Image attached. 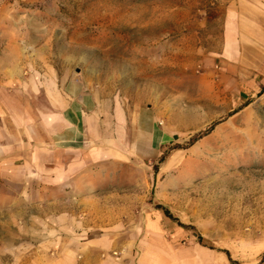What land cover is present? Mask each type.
Listing matches in <instances>:
<instances>
[{
	"label": "rangeland",
	"instance_id": "374dc122",
	"mask_svg": "<svg viewBox=\"0 0 264 264\" xmlns=\"http://www.w3.org/2000/svg\"><path fill=\"white\" fill-rule=\"evenodd\" d=\"M213 2L0 0V102L7 105L0 146L20 152L37 144L38 107L23 106L21 90L37 77L56 86L78 79L124 102L137 132L119 149L124 168L94 187L90 208L105 217L91 222L125 230L114 234L120 242L148 237L180 248L200 237V245L251 264L264 259V91L251 98L244 74L230 76L221 59L200 57V39L212 46L218 29L222 10ZM30 166L0 169V256L10 254L9 241L37 234L26 228L31 218L12 217L43 208ZM134 226L155 234L132 233Z\"/></svg>",
	"mask_w": 264,
	"mask_h": 264
},
{
	"label": "crops",
	"instance_id": "0c3cea01",
	"mask_svg": "<svg viewBox=\"0 0 264 264\" xmlns=\"http://www.w3.org/2000/svg\"><path fill=\"white\" fill-rule=\"evenodd\" d=\"M213 6L214 11L222 10L213 21L218 29L212 31V46L206 47L200 39V57L221 59L220 68L230 76L244 74L251 83L252 98L264 91V0H214ZM204 33L201 29L200 37ZM56 85L37 77L27 93H20L23 106L38 107L36 146L22 147L20 152L0 146V169L23 170L35 163L37 200L43 203L36 212L13 213L12 217L31 218L26 228L37 234L28 244L9 241L10 254L0 256V264H239L223 252L200 245V237L176 248L148 237L120 242L114 234L125 230L104 229L105 222L95 226L91 218L105 214L90 208L97 200L92 191L111 182L110 175L114 178L124 168L119 149L137 137L128 122L133 112L124 102L106 99L78 79ZM0 114L5 116L6 109L0 108ZM140 116L138 111V123ZM34 154L35 159L30 157ZM19 180L23 185L30 182L27 177ZM140 228L129 230L155 234ZM251 264H264V259Z\"/></svg>",
	"mask_w": 264,
	"mask_h": 264
},
{
	"label": "trees",
	"instance_id": "16d2710c",
	"mask_svg": "<svg viewBox=\"0 0 264 264\" xmlns=\"http://www.w3.org/2000/svg\"><path fill=\"white\" fill-rule=\"evenodd\" d=\"M156 209L159 210V211H161L162 214H163L165 217H167V218H172L171 215L169 214V212H168L166 209H164L163 207H161V206H157ZM200 239H201V238H200Z\"/></svg>",
	"mask_w": 264,
	"mask_h": 264
}]
</instances>
